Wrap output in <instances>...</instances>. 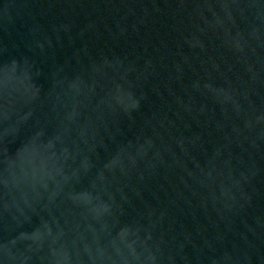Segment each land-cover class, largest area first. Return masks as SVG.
Instances as JSON below:
<instances>
[{
    "label": "water",
    "instance_id": "obj_1",
    "mask_svg": "<svg viewBox=\"0 0 264 264\" xmlns=\"http://www.w3.org/2000/svg\"><path fill=\"white\" fill-rule=\"evenodd\" d=\"M0 264H264V0H0Z\"/></svg>",
    "mask_w": 264,
    "mask_h": 264
}]
</instances>
